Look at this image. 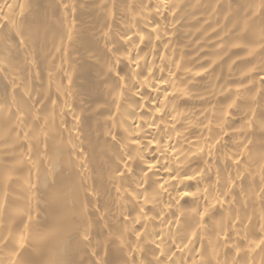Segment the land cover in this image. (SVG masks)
Wrapping results in <instances>:
<instances>
[{
	"label": "bare ground",
	"instance_id": "6f19581e",
	"mask_svg": "<svg viewBox=\"0 0 264 264\" xmlns=\"http://www.w3.org/2000/svg\"><path fill=\"white\" fill-rule=\"evenodd\" d=\"M0 264H264V0H0Z\"/></svg>",
	"mask_w": 264,
	"mask_h": 264
},
{
	"label": "rangeland",
	"instance_id": "374dc122",
	"mask_svg": "<svg viewBox=\"0 0 264 264\" xmlns=\"http://www.w3.org/2000/svg\"><path fill=\"white\" fill-rule=\"evenodd\" d=\"M244 43H246V42H244Z\"/></svg>",
	"mask_w": 264,
	"mask_h": 264
}]
</instances>
